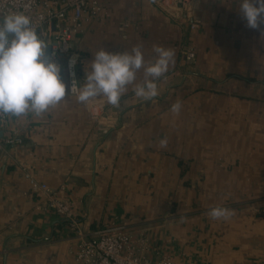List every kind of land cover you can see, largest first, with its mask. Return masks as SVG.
Wrapping results in <instances>:
<instances>
[{"label": "crops", "instance_id": "0c3cea01", "mask_svg": "<svg viewBox=\"0 0 264 264\" xmlns=\"http://www.w3.org/2000/svg\"><path fill=\"white\" fill-rule=\"evenodd\" d=\"M159 2L104 0L102 14L72 42L79 86L101 47L140 45L146 61L153 45L174 49L158 96L143 100L129 86L119 107L102 96L82 104L69 92L61 56L55 61L66 99L43 116L0 123L3 140L22 139L0 150V264H77L78 232L46 209L48 195L31 189L24 167L72 203L85 234L122 223L149 230L153 260L264 264V24L247 27L240 0H193L191 15ZM189 47L197 58L186 65ZM142 78L143 69L137 82ZM176 101L178 114L171 111ZM94 103L101 124L92 117ZM218 205L234 215L211 219ZM174 208L176 221L154 219Z\"/></svg>", "mask_w": 264, "mask_h": 264}, {"label": "clouds", "instance_id": "9594fccd", "mask_svg": "<svg viewBox=\"0 0 264 264\" xmlns=\"http://www.w3.org/2000/svg\"><path fill=\"white\" fill-rule=\"evenodd\" d=\"M27 7V5H25ZM239 11L247 27L257 29L264 24V0H240ZM48 44L37 32L32 18L25 11H9L0 20V116L40 117L66 99V82L61 77V66L48 55ZM154 58L146 61L140 45L130 51L111 52L101 47L85 69L84 83L77 89L75 79L70 92L77 91L78 102L87 105L96 97L106 98L114 107L129 86L135 96L151 100L158 96L157 80L174 63L175 51L153 45ZM74 63V61H73ZM143 69V78L137 82V73ZM182 104L176 101L171 111L179 113ZM167 147V140L160 141ZM234 210L214 206L208 212L213 220H229Z\"/></svg>", "mask_w": 264, "mask_h": 264}, {"label": "built area", "instance_id": "2783aa9c", "mask_svg": "<svg viewBox=\"0 0 264 264\" xmlns=\"http://www.w3.org/2000/svg\"><path fill=\"white\" fill-rule=\"evenodd\" d=\"M172 1L160 0L159 3L173 13L183 11L186 15L192 14L193 0H179L177 5L171 3ZM14 10L25 11L31 16L38 34L49 45L48 55L54 60L61 56L66 58L69 92L74 79L78 89L77 67L80 55L73 51L72 42L75 36L84 32L87 24L102 14L104 0H0V20L4 14ZM191 26L194 27L195 24L192 23ZM195 57L196 51L192 47L184 53L186 62L194 60ZM70 93L77 95V91ZM99 107V104L94 103L90 110L93 119L101 124L105 117ZM9 118L10 115L0 116V123L7 122ZM107 128L105 125L104 130L107 131ZM14 142H22V139L16 136L3 140L0 136V150L5 144ZM22 169L31 189L48 195L46 209L66 218L70 226L78 232L79 241L75 254L77 264H177L167 256L153 260L147 253V233L135 232L122 223L106 224L91 234L83 233L72 203L58 198L47 183L39 181L26 167Z\"/></svg>", "mask_w": 264, "mask_h": 264}, {"label": "rangeland", "instance_id": "374dc122", "mask_svg": "<svg viewBox=\"0 0 264 264\" xmlns=\"http://www.w3.org/2000/svg\"><path fill=\"white\" fill-rule=\"evenodd\" d=\"M196 58H197V54H196V57H195V59L194 60H191V61H189V62H187V64L186 65H191V64H193L194 62H195V60H196ZM67 66L65 65V74H67V68H66ZM77 70L79 71V68L77 67ZM176 208H174L173 210H171L168 214H167V216H168V218H166V215L164 214V213H159V214H157L155 217H154V219H156L158 222H159V225H161L163 222H165L166 220H172V221H176L177 219H179L178 218V213H176V210H175ZM260 215H262V213H259ZM198 215H200V213L198 214ZM154 230V229H153ZM146 232H148L149 233V230L147 231V230H145V233ZM151 232V231H150Z\"/></svg>", "mask_w": 264, "mask_h": 264}, {"label": "trees", "instance_id": "16d2710c", "mask_svg": "<svg viewBox=\"0 0 264 264\" xmlns=\"http://www.w3.org/2000/svg\"><path fill=\"white\" fill-rule=\"evenodd\" d=\"M79 74V73H78ZM67 76H68V74H67ZM79 76V75H78Z\"/></svg>", "mask_w": 264, "mask_h": 264}, {"label": "water", "instance_id": "95a60500", "mask_svg": "<svg viewBox=\"0 0 264 264\" xmlns=\"http://www.w3.org/2000/svg\"><path fill=\"white\" fill-rule=\"evenodd\" d=\"M48 54H49V52H48Z\"/></svg>", "mask_w": 264, "mask_h": 264}]
</instances>
